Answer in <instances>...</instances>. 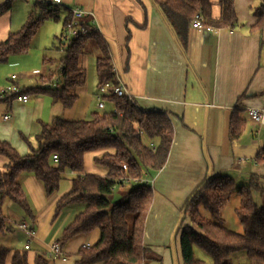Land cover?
<instances>
[{
  "label": "crops",
  "instance_id": "crops-1",
  "mask_svg": "<svg viewBox=\"0 0 264 264\" xmlns=\"http://www.w3.org/2000/svg\"><path fill=\"white\" fill-rule=\"evenodd\" d=\"M51 1L0 0V5L10 3V8L0 15V42L20 30L33 10L39 13L37 3ZM211 3L213 14L218 16L219 0ZM261 4L264 0H234L238 18L234 27L207 31L191 25L184 46L152 0H62V4L52 7L58 8L59 18L50 17L40 24L28 51L0 62V87L9 84L13 74H17L16 82L25 90L41 86L42 77L66 55L61 36L70 9L79 7L87 12L91 24L106 42L113 67L126 90L142 108L166 111L173 123L174 139L166 165L146 176L153 180L155 199L144 241L157 253L159 246L169 241L178 210L204 179L217 174L232 176L235 172L248 180L250 173H261L259 169L264 167L256 163V156L264 147V125L252 122L248 116L249 108H264V25L254 27L258 20L256 9ZM62 10L65 12L61 17ZM57 40L62 51L59 55L55 51ZM85 53L96 58L98 91L96 62L101 51L94 39L88 41ZM28 95L27 102L0 99V142L11 144L21 155L36 145V135L44 123L56 117L87 119L84 116L89 112L98 111L91 96L79 92L69 106L55 101L48 93ZM106 104L112 105L109 110L114 109L112 103ZM235 110L245 120V129L239 139L231 140L230 122ZM103 152L114 153V149L105 148ZM7 162L8 158L0 154V168ZM21 185L33 211L32 219L36 220L31 227L36 237L31 238L20 228L25 236L21 248L30 244L29 259L33 262L37 252L47 253L48 244L60 238L78 209L68 207L55 213V203L70 187L69 181L67 187L50 195L33 173H23ZM15 206L9 200L3 206L7 230L12 223L20 227L25 222ZM53 207L54 213H50ZM164 211L171 212L170 221L163 219ZM175 237L180 238V234ZM70 242L73 241L63 246L66 259L50 257L51 264H73L79 258L80 247L94 243H77L74 247ZM74 249L76 255L68 257ZM175 253L176 264H183L180 245L176 243ZM172 258L169 253L168 264Z\"/></svg>",
  "mask_w": 264,
  "mask_h": 264
},
{
  "label": "trees",
  "instance_id": "trees-1",
  "mask_svg": "<svg viewBox=\"0 0 264 264\" xmlns=\"http://www.w3.org/2000/svg\"><path fill=\"white\" fill-rule=\"evenodd\" d=\"M167 25L184 46L188 31L197 15L203 23L214 28H231L238 23L234 0H219L220 13L213 14L211 0H152ZM51 3H37L39 13L33 10L23 27L11 32L0 42V62L10 55L28 51L38 27L47 18H59L58 8ZM10 8V3L0 5V15ZM258 20L255 28L264 25V4L256 9ZM74 20L70 11L64 19V27ZM88 29L67 48L66 55L48 75L43 84L26 89V93L43 92L65 106L72 105L78 90L85 85L86 69L81 64L88 41L94 39L101 55L96 62L98 88L110 83V92L104 96L114 109L94 111L89 119L67 120L56 117L42 125L36 135V145L21 155L11 144L0 142V154L8 162L0 168V231L7 228L3 206L7 200L33 217L29 200L21 185L23 173H33L43 183L50 195L61 189V181L73 172L70 187L55 203V213L65 208L82 205L69 224L62 230L59 241L62 246L72 239L97 231L96 242L83 245L78 250V264H146L155 253L144 241L147 218L154 203V188L142 179H148L152 171L162 169L168 160L174 139V127L170 115L161 109L142 108L136 100L113 94L118 85L112 58L100 32L89 18H83ZM61 66V69L59 68ZM54 77L59 83L49 86ZM13 98L5 99L12 100ZM245 129V120L235 110L230 122V138L237 140ZM112 148L96 161L108 169L105 176L84 173V155L87 151ZM58 156V161L53 159ZM256 163L264 165V147L256 156ZM264 174L252 172L247 182L236 186L230 175H210L192 192L182 207V221L176 232L183 264H204L194 254V246L208 251L214 264H230L227 257L236 251H245L250 259L264 262V201H255V193H263L261 180ZM130 183V186L127 185ZM116 185L123 187L120 197L114 199ZM240 195L237 217L242 232L225 225L223 210L233 193ZM208 214L206 215L204 211ZM189 223H185L186 220ZM54 258V257H53ZM152 258V257H151ZM0 264H51L47 253L37 252L30 262L29 251L0 245Z\"/></svg>",
  "mask_w": 264,
  "mask_h": 264
},
{
  "label": "rangeland",
  "instance_id": "rangeland-1",
  "mask_svg": "<svg viewBox=\"0 0 264 264\" xmlns=\"http://www.w3.org/2000/svg\"><path fill=\"white\" fill-rule=\"evenodd\" d=\"M64 12H65V10H62L60 12L61 17H62V13H64ZM56 43H57V45L55 44L56 45L55 51L58 53V55L62 54L61 53L62 51L60 52L58 40ZM30 47H31V44H30ZM63 53H65L64 50H63ZM95 61H96V58L94 59L93 55L90 53H84L81 56V63L83 65V67L86 69V84L83 88H80L81 90H79L78 92L80 95L85 94V95L91 96L93 107L95 106V109L97 108L99 112H104V111H108L112 105H107L105 102L104 108L98 107L97 80H95L96 79ZM84 117L89 119L91 117L90 112L88 113V116H84ZM107 149H110V148H107ZM103 150L104 149H96V150L87 151L85 153V155H84V169L82 171V174L83 173H94V174H98V175H102V176L107 175L106 173L108 172V169L96 161L97 156L99 157V153L103 152ZM108 151H110V150H108ZM106 153H109V152H106ZM104 154H102L101 156H103ZM259 170L261 171V173L264 174V167L263 168L261 167ZM233 173L234 174L232 176L235 179L237 187H241L242 185H244L247 182V180L242 179L240 177V175H237L235 172H233ZM151 175H149V176H151ZM70 178H71V175H70V173H68L66 178L61 181V189L67 187V182L68 181L70 182ZM41 184H43V183H41ZM127 185L130 186V183H128ZM261 185L263 186V189H264V179L261 180ZM67 189H69V188H67ZM122 189H123V187L121 185H116L114 192H113L115 200H117L120 197V190H122ZM64 191H66V190H64ZM190 196H191V194H190ZM168 198H170L169 201L171 202V195L168 196ZM254 198H255V201H257L258 203H262L264 201V192L263 193H255ZM239 205H240V195L237 192H235L231 196V198H230L227 206L223 210L222 214H223V218L225 220V225L229 229L237 231V232H242L243 227H242V225H241V223L237 217V214H236V209L239 207ZM15 207L16 208H14V210L23 214V217L25 218V221L29 224L30 228L36 224V220H33L32 218L27 216L19 207H17V206H15ZM82 207H83L82 205H76V206H73L72 208H77L78 211H80L82 209ZM168 209L171 210V206H169ZM52 211L54 213V207H53V210H50V213ZM178 213L179 214H178L177 220L175 221V226L172 230V233L169 235V241L165 242V244H161V246H159V248H158L159 251H156L157 253H159L160 256L157 253L151 254V256L147 260L146 264H168L169 261L167 260V255L169 253H171L173 256L172 261L170 260V264L171 263L176 264L175 243H176V245L177 244L179 245V242H178L179 238L175 237V235H176L177 226L179 225V222H180L182 215H183L182 209L178 210ZM204 213L206 215L208 214L206 211H204ZM164 218H166L167 221H170L171 212L164 211L163 212V219ZM188 221L189 220L187 219L185 221V223H189ZM13 222H18V221H13ZM49 222H50V219H49ZM166 228H167V226H166ZM97 238H98V233L94 232L88 236L87 235L78 236L77 238L71 240L73 242H70V244L73 243V246L75 247V244L77 245V243H78V245H80V244H83L85 242H94ZM24 240H25V236L22 233L18 224L12 223V225L9 227L8 230L6 229L4 231H0V245H5L8 247H14V248L16 247V248L21 249V246H23ZM156 247H158V246H156ZM75 251H76L75 249L72 250V252H70L68 257H72L73 255H76V254H74V253H76ZM194 254L198 259L202 260L204 262V264H214V259H213L212 255L208 251L198 247L197 245L194 246ZM227 262H229L230 264H264V262H262V261H259L256 259H250L246 255L245 251H236V252L231 253L227 257ZM73 264H77V260H73Z\"/></svg>",
  "mask_w": 264,
  "mask_h": 264
},
{
  "label": "built area",
  "instance_id": "built-area-1",
  "mask_svg": "<svg viewBox=\"0 0 264 264\" xmlns=\"http://www.w3.org/2000/svg\"><path fill=\"white\" fill-rule=\"evenodd\" d=\"M54 5H60L62 4V0H52L50 2ZM70 11L74 15V20L67 24L64 29L61 36V40L63 45L68 48L74 40L80 37V35L85 34L87 32V28L83 24V18L87 15V12L83 10L82 8L75 7L70 9ZM192 26L197 29H204L207 31L215 30L216 28L212 26L205 25L203 23V18L201 15H197L192 23ZM61 69V66H59ZM113 70L115 71V68L113 67ZM116 73V71H115ZM116 78L118 81V85L114 88L113 94L119 97H126L129 100H135V97L126 90L123 82L119 78V76L116 74ZM17 75L13 74L10 76L9 84H7L4 87H0V99L5 100L9 98H13L14 100H19L22 102H27L29 100L28 93L25 92V88L17 84ZM59 78L54 77L53 82L49 83V86H55L59 83ZM110 92V83H106L100 88H98V107L104 108L105 107V100L104 96ZM248 116L250 120L256 124L264 125V108H249L248 110ZM8 118L9 116H5ZM53 159L55 162L58 161V156L55 154L53 156ZM142 181L146 182L148 185H150L152 188L154 186L153 180L150 179H142ZM20 228L28 233V235L31 238L36 237L35 231L29 227V224L25 221L20 224ZM30 244H26L24 246V249L29 250ZM48 250L47 254L50 257L54 258H62L66 259V256L64 255V249L62 244L59 241H53L52 243L48 244Z\"/></svg>",
  "mask_w": 264,
  "mask_h": 264
},
{
  "label": "water",
  "instance_id": "water-1",
  "mask_svg": "<svg viewBox=\"0 0 264 264\" xmlns=\"http://www.w3.org/2000/svg\"><path fill=\"white\" fill-rule=\"evenodd\" d=\"M181 221H182V218H181V220H180V222H179V225H180ZM179 225L177 226L176 232H177V230H178Z\"/></svg>",
  "mask_w": 264,
  "mask_h": 264
}]
</instances>
